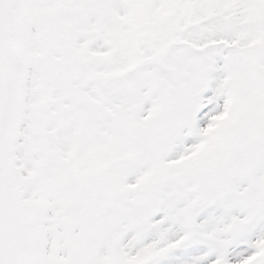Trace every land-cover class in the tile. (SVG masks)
Listing matches in <instances>:
<instances>
[{
	"label": "snow or ice",
	"instance_id": "obj_1",
	"mask_svg": "<svg viewBox=\"0 0 264 264\" xmlns=\"http://www.w3.org/2000/svg\"><path fill=\"white\" fill-rule=\"evenodd\" d=\"M0 264H264V0H0Z\"/></svg>",
	"mask_w": 264,
	"mask_h": 264
}]
</instances>
